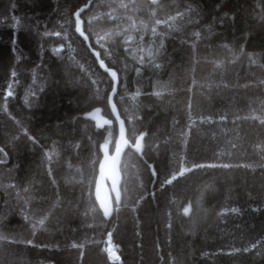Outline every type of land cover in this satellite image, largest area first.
<instances>
[{"label": "trees", "instance_id": "1", "mask_svg": "<svg viewBox=\"0 0 264 264\" xmlns=\"http://www.w3.org/2000/svg\"><path fill=\"white\" fill-rule=\"evenodd\" d=\"M0 149V264H264V0H0Z\"/></svg>", "mask_w": 264, "mask_h": 264}, {"label": "snow or ice", "instance_id": "2", "mask_svg": "<svg viewBox=\"0 0 264 264\" xmlns=\"http://www.w3.org/2000/svg\"><path fill=\"white\" fill-rule=\"evenodd\" d=\"M78 16V14H77ZM156 23H160L159 20L156 21ZM81 22L80 19L77 18L76 20V32L80 33L81 36H84V33L81 31V26H80ZM153 31H155V29H153ZM58 35V34H57ZM85 40L88 39V37L84 36ZM98 39H103V37H99ZM97 59H99V56L97 55ZM100 67L101 68H105V65L103 63V61L100 62ZM105 71L109 72V75L112 76L113 81H115L116 79V73L115 72H111L109 71V69L105 68ZM11 93H7V95H10ZM157 95H159V93H157ZM108 102L109 104H111L112 102V98L111 96L108 97ZM95 113H99L100 109H95L94 110ZM112 113L113 115H116V108L115 105L112 106ZM91 116L92 119H97L95 115L93 114H89ZM117 122L120 124V135L119 137L116 139L115 142V151L114 153L109 156L108 152L105 150V146L101 145V151H104L105 155H104V160L100 163V171H101V175L104 176L105 172H106V168H107V173L111 178L112 181V187H111V193L114 194V201L109 199V198H105L103 200H101L100 195H99V184H97V200L100 202V208L103 212V215L105 218H107L113 208V203L115 204V206L118 208L120 205V201H121V190L118 186L119 184V170L117 168L118 162H119V157L121 152L123 151V146H127L129 148L135 149V151L137 153H139L141 151V142L144 136V133H140L139 135L134 137V143H129L128 139H125V129H124V122L120 120V117L117 115L116 116ZM111 121L109 120H103V124H110ZM101 123L99 120H97V127H101ZM31 139V137H29ZM108 141L105 140V144H107ZM0 151H3L2 149H0ZM45 156H48L50 158V154L49 153H45ZM216 165H207V167H215ZM224 167H228V165H223ZM149 167H151V165H149ZM194 167H205V165H194ZM187 171V169H185L183 166L180 167L179 172L173 173L170 177H165L162 180V185L165 184H171L173 180L176 179L177 175H183L184 172ZM156 173L153 172V175H155ZM185 215L188 214L189 212V208L185 207L183 209ZM47 217H42L41 219H39L37 221L38 225H43L44 221ZM106 243V248L104 249V251L108 254L109 259H119L118 256H116L115 252H114V246L112 245V241H111V233H108V239L105 241ZM76 245H73V247H75ZM247 250V249H246Z\"/></svg>", "mask_w": 264, "mask_h": 264}, {"label": "water", "instance_id": "3", "mask_svg": "<svg viewBox=\"0 0 264 264\" xmlns=\"http://www.w3.org/2000/svg\"><path fill=\"white\" fill-rule=\"evenodd\" d=\"M99 62H101L100 59H99ZM122 147H123V151L120 154L119 162H118V165H117V168L119 170V176H120L119 184H118V186H119V188L121 190V201H120V203L123 200V193H122V185H123L122 166H123V162H124V158H125V154H126L125 146L122 145ZM113 153H111V154L108 153V154H109V156H111ZM103 160H104V156L102 157L100 163ZM100 163H99L98 168H97L93 196H94L95 202L97 204V207H98L103 219L105 221H111L113 219V217L115 216V213H116L115 204L113 203V208H112V211H111L110 215L107 218H105L104 215H103V212H102V210L100 208V202L97 200V184H99V195H100L101 200H103L105 198H109V199L114 201V199H115L114 194H112L111 191H110L111 187H112V181H111L110 176L107 173V168H106L105 175L102 176L101 175V171H100Z\"/></svg>", "mask_w": 264, "mask_h": 264}, {"label": "rangeland", "instance_id": "4", "mask_svg": "<svg viewBox=\"0 0 264 264\" xmlns=\"http://www.w3.org/2000/svg\"><path fill=\"white\" fill-rule=\"evenodd\" d=\"M90 114H93V115L96 116L97 119H92L91 116L89 115V118H90L91 120H93V121L96 123V125H97V120H99L100 123H101V125H102L101 127L104 126V124H103V120H105V119H104V117L102 116L101 112H99V113H95L94 110H93ZM113 260H114V261H118V260L115 259V258H113L111 261H113Z\"/></svg>", "mask_w": 264, "mask_h": 264}, {"label": "built area", "instance_id": "5", "mask_svg": "<svg viewBox=\"0 0 264 264\" xmlns=\"http://www.w3.org/2000/svg\"><path fill=\"white\" fill-rule=\"evenodd\" d=\"M111 260H112V259H111ZM118 261H119V259H118ZM113 262H117V261H114V260H113Z\"/></svg>", "mask_w": 264, "mask_h": 264}, {"label": "bare ground", "instance_id": "6", "mask_svg": "<svg viewBox=\"0 0 264 264\" xmlns=\"http://www.w3.org/2000/svg\"><path fill=\"white\" fill-rule=\"evenodd\" d=\"M116 254V253H115ZM116 256H117V254H116Z\"/></svg>", "mask_w": 264, "mask_h": 264}]
</instances>
